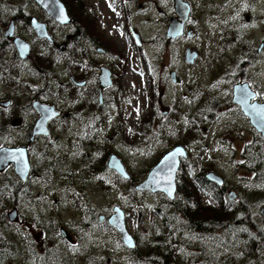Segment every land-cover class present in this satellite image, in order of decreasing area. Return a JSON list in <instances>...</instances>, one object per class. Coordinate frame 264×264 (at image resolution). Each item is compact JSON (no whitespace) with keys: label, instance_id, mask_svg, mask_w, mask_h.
Masks as SVG:
<instances>
[{"label":"rangeland","instance_id":"obj_1","mask_svg":"<svg viewBox=\"0 0 264 264\" xmlns=\"http://www.w3.org/2000/svg\"><path fill=\"white\" fill-rule=\"evenodd\" d=\"M65 1L74 8L81 7L92 19V27L88 29L115 53H121L122 58L114 57L113 62L122 79L123 91L104 102L100 114L89 120L77 117L73 111L89 114L97 110V100L90 104L85 101L89 98L86 93H78L79 89L71 92L70 81L75 71L69 72L70 59L66 55L61 59L50 44L42 43L44 100L62 111H71L73 117L55 120L51 131L54 138L43 140L40 168L48 176L34 183L35 196L24 201L18 220L9 219L7 214L13 202L4 193L0 195V229L15 240L27 234L30 241L36 239L30 248H38L43 237L51 242L59 238V227L64 225L77 239L82 238L76 252H69L67 264H139L133 250L111 225L103 223L99 230L89 231L94 212L87 206L94 209L95 217L102 212L112 214L115 206L122 208L128 228L138 245L142 244L152 231L162 227L161 214L167 216L168 206L161 205L163 196L166 197L163 192L139 190L137 185L147 178L164 153L176 145H183L188 151L178 173L186 160L195 173L215 171L224 178L226 189L241 195L250 191L246 189H264V149L251 150L249 154L243 118L234 114L217 122L214 112L216 100L230 101L231 85L238 80L244 63L252 65V76L255 74L264 87V0H185L191 12L184 34L176 38L167 37L170 20L177 16L174 0ZM130 25L144 39L142 46L131 37ZM52 29L64 48V40L71 38L74 27ZM188 48L197 52L192 63L186 60ZM67 50L58 52L63 54ZM35 52L34 49L32 54ZM171 71L179 81L171 79ZM206 108L212 112L210 120ZM90 127L96 131L95 135L92 130L90 133ZM80 142H86L87 151L106 156L105 167L110 155L116 154L129 177L108 166L101 176L97 171L90 173L74 161L80 152ZM90 160L91 154H86L84 162ZM35 164L38 168L40 160ZM5 178L0 175V186L4 187ZM201 196L206 204L211 203L210 196ZM251 205L253 219L264 227V201ZM177 217L182 216L177 214L169 219ZM176 234L182 247L177 249L176 244L175 252L182 253L180 258L187 264H256L264 254L256 252L243 260L237 249L196 237L191 239L181 229Z\"/></svg>","mask_w":264,"mask_h":264},{"label":"flooded vegetation","instance_id":"obj_2","mask_svg":"<svg viewBox=\"0 0 264 264\" xmlns=\"http://www.w3.org/2000/svg\"><path fill=\"white\" fill-rule=\"evenodd\" d=\"M2 1L3 7L0 8V15L3 17V21L0 23V148H24L30 163V171L28 176L24 179L16 172L15 163H10L6 168L1 170L0 175H4L6 178L2 182L4 187L0 186V195L4 193V197L13 202L12 210L16 209L17 212H19L21 206L24 205V201L27 202L35 196L32 189L34 183L48 176V173H44L43 175V169L40 168L42 166L41 160H43V140L47 138L52 140L54 138L51 131L55 120L59 117H73L71 111L64 110V112L60 110L57 105H54L59 111V114L48 123L49 134H34L36 124L41 118V113L36 108L35 103L39 101L50 104L49 101L44 100L43 95V50L40 48L42 47V43L45 42L50 44L51 49L54 51L53 53H56L61 59L65 55L70 59L68 64L72 66V69L69 70V72L73 73L75 71V76L73 75L70 81L73 83V85H71V92L75 93V89H79L78 93H86L89 98L85 99V101L90 104L97 100V110L94 109L89 114L72 110L77 117H86L88 120L91 116H96L101 113L104 107L103 104L105 105L104 102H109L119 91H123L121 87L122 79L119 78L118 68H115L116 63L113 62L115 59L114 57H121V53H115L106 42L97 38L98 36L96 33L94 34L90 29H86L81 38L83 44L82 58L72 55V53H69L72 49L70 40L74 38L75 31L71 34L70 39L64 40L63 48L52 29L53 26H73L74 30L77 29L76 23L70 12L72 18L71 22L68 24H61L56 21L55 18L51 17L37 0ZM33 18L46 23L49 33L52 35V41L40 37L37 34L32 24ZM77 26L79 27L78 24ZM131 27L130 25V32ZM130 34L135 41L132 32ZM125 36H127V33H125ZM16 38H21L29 43L30 53L27 56H21L15 41ZM144 43L145 42H143V44ZM65 48H68V50L63 52V54L58 52L59 49L64 51ZM262 48L263 47L259 48V51H261ZM34 49L36 52L32 54ZM74 59L75 61H73ZM246 59L248 60V58ZM109 60L112 61L109 62ZM103 68L109 71L111 79V83L106 86L102 85L100 79L104 71ZM251 68L252 65L250 63H244L242 72L238 75V80L234 81L231 85L230 101L225 102V99L224 101L216 100V108L214 110L217 122L224 116L234 114H238L243 118L246 124V134L248 135L246 136L245 134V148L249 151V154L251 150L264 149V130L258 129L253 123L251 115L249 114L250 111L253 110L248 106L252 104L264 106V87L260 83L261 81L256 78L255 74L252 76L250 71ZM238 84H246L247 93L256 94L255 100L249 99L247 104L244 103L246 108H243L241 104L234 100V89ZM151 85L153 86V83ZM71 86H68V90H70ZM85 89L88 90L86 91ZM245 98L246 96L244 95V99ZM78 103L81 102L77 101V104ZM255 116H257V114ZM261 124L264 125V122H261ZM90 130H92V127H90ZM93 132L95 135L96 131ZM79 144L81 145V147L78 146L80 152L78 153L77 159H74L75 162H79L85 169L89 170L90 167L88 163L91 164L92 161L101 162L100 158L102 154L98 155L97 153L95 154V152L87 151V146H84L86 142L84 144L80 142ZM86 154L87 156L91 154L93 160L84 162ZM260 154L261 153H259V155ZM38 159L40 160V164L37 168L35 162ZM80 175L85 176L86 172ZM87 207L90 208L89 206ZM90 210L93 211L94 214L88 229L89 231L91 229L94 231L99 230L101 224L108 222V218L111 214L102 212L95 217L96 213L94 209L90 208L89 211ZM102 215L104 218L100 219ZM6 224H9V222H6ZM62 227H64V225H61L58 230V234L60 235L59 238H55V240L51 242L43 237L41 243L38 244V248H30L34 242H36V239L30 241L28 235L23 233V236L17 240L16 244L23 248H18L14 252V258H11L10 252L12 249L10 246L3 248L0 251V264H2V261L4 262L6 260L5 264H17V260H19V264H67V257H70V253L76 252V249L80 245V239L82 238L79 237L77 239V236L70 229H67L68 227H64L74 238V242H71L61 233ZM88 236L89 235H87V237ZM63 246H66L67 249H63ZM8 256L9 258H7ZM90 257L87 258L90 260ZM10 259H13V261L11 262ZM182 263L186 264L185 262Z\"/></svg>","mask_w":264,"mask_h":264},{"label":"trees","instance_id":"obj_3","mask_svg":"<svg viewBox=\"0 0 264 264\" xmlns=\"http://www.w3.org/2000/svg\"><path fill=\"white\" fill-rule=\"evenodd\" d=\"M63 1L66 3L65 0ZM66 5L69 12L72 11L77 28L74 30V38L70 40L72 44L71 53L82 58L83 44L81 38L85 30L92 27V19L82 12L81 7L76 5L77 7L74 8L69 2ZM207 109H205V112L208 115V120H210V118L212 119V112ZM100 161L88 163L90 173L97 171L101 176L105 167L106 156H102ZM185 161L181 173H178L177 176L175 196L169 198L166 195L161 200V205L166 204L170 213L167 209V216L161 214L162 227L152 231L142 244L132 249L135 260L139 264L186 263L185 260L180 258L182 253L175 252L176 244H178L177 249L182 247L180 239L175 238L176 232L180 229L188 234L191 239L196 237L200 240L218 243L220 247L224 246V248L230 250L237 249L238 255L243 260L249 259L256 252L264 251V227L255 222L250 210L251 204L256 201H264V189H246L250 191L245 192L243 195L237 191L236 199L231 200L228 198L229 190L226 189V183L218 185L210 181L206 177L207 172L205 170H202L201 173H195L192 164L187 166ZM107 166L106 162L105 168ZM83 173L80 172V174ZM201 194L210 196L209 201L211 203L206 204ZM177 214L182 217L169 219L170 216L174 217ZM106 223L110 225L108 222ZM15 239L5 229H0V251L6 246H10L12 258H14V252L18 249L17 240ZM237 258L239 257L237 256ZM263 259L264 254L256 264H262ZM2 264H5V261H2Z\"/></svg>","mask_w":264,"mask_h":264},{"label":"water","instance_id":"obj_4","mask_svg":"<svg viewBox=\"0 0 264 264\" xmlns=\"http://www.w3.org/2000/svg\"><path fill=\"white\" fill-rule=\"evenodd\" d=\"M37 1L51 17L55 18L56 21H58L59 23L68 24L71 22L72 18L64 1L62 0H37ZM174 7L177 16L172 17L170 20L167 29V36L169 38H176L184 34V27L189 19L191 12L190 4L185 0H174ZM61 10L63 15H61ZM32 24L37 34L40 37L47 38L51 41L53 40L52 35L49 33L48 27L45 22L33 18ZM132 31L134 33L138 45H141L142 39L140 34L138 32H135L134 29H132ZM15 41L21 56L22 57L27 56L30 53L29 43L21 38H16ZM196 56H197V52L195 50H191L190 48L186 50V60L189 63H192L195 60ZM171 78L175 82L179 81V78L176 76L174 71L171 72ZM100 79L103 86H106L111 83L109 71L107 69L103 71ZM246 87H247L246 84H238L235 86L234 89V100L235 102L241 104L243 108H246L244 106V103H241V101L244 100L245 92L247 93L248 91ZM35 106L40 111L41 118L38 120V123L36 124L34 134L41 133L47 135L49 134L48 123L50 122V120H52L59 114V111L55 108L54 105L39 101L35 103ZM249 114L251 115L252 121L258 127V129L264 130V125L261 124L262 121H260V119L257 116H255L256 114L253 111H250ZM17 150L23 151L24 161L27 164V168L24 169L21 165H18L17 162L14 160H8L6 163L0 162V171L6 168L10 163H15L16 172L22 178L25 179L30 171V163L28 161L24 148L10 149L7 147H2L0 148V156H4L12 151H17ZM177 150H182V154H177L174 157H172V154L176 153ZM187 156L188 155L185 147L182 145H176L173 149L166 152L162 156V158L151 169L147 178L137 185V188L139 190H151L153 192L161 191L164 192L168 197L173 198L175 196V192L177 189V174L180 169L181 157H187ZM166 157L169 158V162L174 160L173 171L171 172H169L168 167L164 163ZM108 166L109 168L114 169L117 173L121 174L123 177L125 178L129 177V173L126 170L124 163L116 154H111L108 160ZM168 176H171L170 181L167 179ZM206 177L210 181L215 182L218 185L224 184L225 181L222 176L218 175L214 171H209L206 174ZM156 180H159V183H156ZM168 188H171V195H169L168 191H166V189ZM236 196L237 194L235 191H230L228 194V198L231 200L235 199ZM8 216L11 221H16L18 220L19 215L17 210L14 209L11 212H9ZM103 218L104 216L102 215L100 219ZM108 222L120 233L123 243L128 248L132 249L137 246V241L134 235L131 233L130 229L128 228L126 215L122 208H120L119 206H115L114 213L108 218ZM61 233L71 242H74V238L72 234L68 232L64 227L61 228Z\"/></svg>","mask_w":264,"mask_h":264},{"label":"snow or ice","instance_id":"obj_5","mask_svg":"<svg viewBox=\"0 0 264 264\" xmlns=\"http://www.w3.org/2000/svg\"><path fill=\"white\" fill-rule=\"evenodd\" d=\"M61 15H63L62 10H61ZM245 96L246 98L243 101H241V103L247 104V101L249 99L251 100L256 99V94H253V93L245 92ZM248 106L257 114L260 121L264 122V106H258L255 104L248 105ZM177 154H182V150H177L176 153L172 154V157H174ZM8 160H14L17 162L18 165H21L24 169L27 168V164L24 161V153L21 150L12 151L4 156H0V162L6 163ZM164 163L168 167L169 172L173 171L174 160L169 162V158L166 157ZM167 179L170 181L171 176H168ZM156 183H159V180H156ZM166 191H168V194L171 195V188L166 189Z\"/></svg>","mask_w":264,"mask_h":264}]
</instances>
